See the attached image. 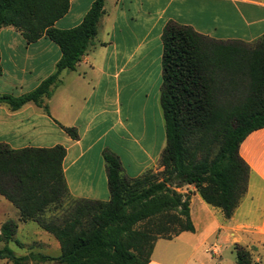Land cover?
I'll return each instance as SVG.
<instances>
[{
    "label": "trees",
    "instance_id": "trees-1",
    "mask_svg": "<svg viewBox=\"0 0 264 264\" xmlns=\"http://www.w3.org/2000/svg\"><path fill=\"white\" fill-rule=\"evenodd\" d=\"M69 7L70 0H0V31L13 27L28 43L46 36L62 53L56 72L35 90L0 96L1 103L13 110L29 102L43 106L60 74L76 69L98 34L105 0H96L79 26L55 28ZM162 41L166 147L158 171L128 178L118 157L107 153L110 200H71L65 215L50 216L52 207L70 199L62 167L65 148L14 150L0 144V195L19 210V221L36 222L61 244L59 257L39 255L43 261L149 264L157 240L195 232L192 192H183L185 187L193 186L226 218L247 193L250 169L239 149L251 132L264 128V36L255 43L221 41L170 21ZM64 130L78 138L76 129ZM18 226L14 219L3 223L0 244L25 247L16 238ZM236 251L237 264H250L247 251ZM2 253L21 264L11 247Z\"/></svg>",
    "mask_w": 264,
    "mask_h": 264
},
{
    "label": "crops",
    "instance_id": "crops-1",
    "mask_svg": "<svg viewBox=\"0 0 264 264\" xmlns=\"http://www.w3.org/2000/svg\"><path fill=\"white\" fill-rule=\"evenodd\" d=\"M95 1L70 0L54 27L79 26ZM170 21L217 40L255 43L264 36V0H105L94 43L75 70L60 74L43 103L48 112L33 102L17 110L0 102V144L14 150L63 146L70 200H110L107 153L118 157L128 178L158 171L166 147L162 35ZM61 56L60 47L46 36L28 43L15 28H2L0 96L32 92L56 72ZM64 128L76 129L78 138ZM239 153L250 176L231 218L191 189L195 232L157 240L149 264H237L236 247L249 253L250 264H264V128L251 132ZM19 218L11 202L1 203L0 227L14 219L17 240L35 246L30 252L61 255L54 236Z\"/></svg>",
    "mask_w": 264,
    "mask_h": 264
},
{
    "label": "rangeland",
    "instance_id": "rangeland-1",
    "mask_svg": "<svg viewBox=\"0 0 264 264\" xmlns=\"http://www.w3.org/2000/svg\"><path fill=\"white\" fill-rule=\"evenodd\" d=\"M185 188L187 189L186 192L192 191L191 189L195 190V188L193 186L192 187L187 186ZM70 201L71 200L69 198L65 199L63 204L57 210H54V207H52L51 210L49 211L48 215H50V216H54V215L63 216V215H65V213H66L65 211L69 210V208H70ZM7 202H8V200H6L4 197H2L0 195V205H1V203H7ZM12 211L14 213L17 212L16 209L12 210ZM30 225L35 226V227L37 226L36 223H31ZM5 247H11V249L14 250L15 255L17 257L22 258L21 264H59V263L54 262V261H43V259L39 255H36L34 253V251L30 252V248H32V249L35 248L34 245H32V246L25 245V247L20 249L14 243L0 244V251H3V249ZM235 249H232V251L233 252L235 251V259H237V251ZM0 264H14V260L12 258H10L6 253H4V254L2 253L1 257H0Z\"/></svg>",
    "mask_w": 264,
    "mask_h": 264
}]
</instances>
